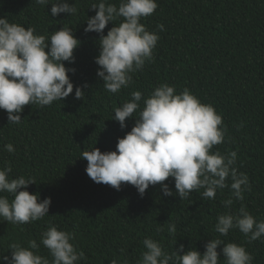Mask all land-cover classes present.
I'll list each match as a JSON object with an SVG mask.
<instances>
[{
	"label": "trees",
	"instance_id": "trees-1",
	"mask_svg": "<svg viewBox=\"0 0 264 264\" xmlns=\"http://www.w3.org/2000/svg\"><path fill=\"white\" fill-rule=\"evenodd\" d=\"M108 2L119 6V0ZM69 3L76 7L75 15L52 17L51 0L45 6L35 0H0V18L32 27L37 35L50 37L70 27L81 43L74 51L75 62L64 63L75 69L69 73L75 86L87 85L84 99L75 98L74 87L69 97L51 106H25L20 124H9L7 112L0 109V169L10 165V179H34L36 184L27 190L52 201L49 215L38 221L12 224L0 218V256L10 255L12 243L40 244L42 232L51 225L74 236L71 242L87 257L79 264H138L145 251L143 240L149 237L168 253L179 251L182 244L185 252L194 248L201 254L211 239H220L244 246L254 258L252 264H264V237L248 243L238 229L227 236L214 230L219 215H235L241 206L257 221L264 220V0H157L156 11L141 20L159 36L153 59L115 94L97 76L99 34L84 31L88 17L96 14L90 7L98 0ZM113 26L110 22L104 34ZM163 83L174 86L177 94L189 89L221 115L224 142L211 151L237 152L235 167L251 185L243 201L233 198L230 208L222 203L231 197L230 178L229 187L218 190L213 200L202 198L203 189L181 200L178 195L164 196L159 184L141 198L134 186L124 184L117 191L86 174L82 152L94 147L115 151L118 139L135 125L132 117L121 129L113 119L114 109L131 100L134 91L142 93V107L143 99ZM9 143L13 153L5 149ZM164 183L176 192L173 178ZM172 223L177 227L174 236L168 231ZM37 254L52 259L42 244ZM220 259L225 264L222 254Z\"/></svg>",
	"mask_w": 264,
	"mask_h": 264
},
{
	"label": "clouds",
	"instance_id": "clouds-1",
	"mask_svg": "<svg viewBox=\"0 0 264 264\" xmlns=\"http://www.w3.org/2000/svg\"><path fill=\"white\" fill-rule=\"evenodd\" d=\"M35 3L45 6L50 0ZM51 5L52 17L77 12L69 0H51ZM90 8L96 14L88 17L84 31L99 34L97 76L103 80L104 88L115 94L129 86L132 73L153 59L159 36L148 31L141 20L156 11L157 0H119L118 7L108 0H98ZM110 22L115 26L105 35ZM157 28L164 30L163 25ZM35 32L32 27L0 18V109L7 112L9 124L21 123L25 106H51L54 101L69 97L74 87L75 98L84 99L87 85L75 86L69 76L75 69L64 63L75 62L74 51L81 43L73 30L64 26L50 37ZM141 100L142 93L134 91L131 100L114 109L113 119L121 129L127 127L129 118H136L131 131L118 139L115 151L102 152L94 147L82 152L81 158L87 161L86 174L92 181L117 191L124 184L134 186L141 198L150 186L157 184L164 196L178 195L181 200L203 189L202 198L213 200L218 190L229 187L230 178L231 197L222 203L230 208L233 198L244 200V192L250 191L251 185L248 176L235 167L237 152L221 155L211 151L225 138V130L220 127L222 117L212 105L203 104L187 88L177 94L175 87L167 83L144 98L142 107ZM5 149L9 153L15 151L10 143ZM11 171L10 165L0 169V218L12 224H27L49 215L51 198L41 200L38 193H30L27 189L36 184L34 179H10ZM170 177L174 179L175 193L164 183ZM9 195L13 197L11 201ZM232 229H238L252 243L264 237V220L257 221L241 206L235 215L229 212L217 217L215 232L227 236ZM168 231L174 236L176 225L169 224ZM73 239L72 234L50 225L42 232L40 244L36 240L29 241L28 247L10 244V255L0 256V264H79L87 257L71 242ZM41 244L49 251L51 261L37 254ZM143 245L145 251L138 264H220L221 254L225 264H252L254 259L244 246L225 244L220 239L206 243L203 254L194 248L185 252L182 244L179 251L168 253L150 237L143 240ZM220 245L224 246L218 252ZM111 264L117 262L113 260Z\"/></svg>",
	"mask_w": 264,
	"mask_h": 264
}]
</instances>
